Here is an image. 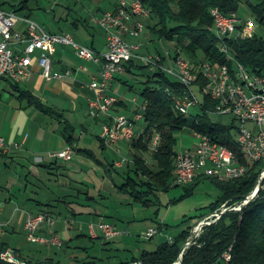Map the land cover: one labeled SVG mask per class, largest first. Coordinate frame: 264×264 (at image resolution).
Returning a JSON list of instances; mask_svg holds the SVG:
<instances>
[{
  "label": "crops",
  "instance_id": "1",
  "mask_svg": "<svg viewBox=\"0 0 264 264\" xmlns=\"http://www.w3.org/2000/svg\"><path fill=\"white\" fill-rule=\"evenodd\" d=\"M88 2V14L84 5L80 6L76 12L69 11L65 18L59 19L57 27L49 29L39 23L40 16L30 8L29 0H22L15 6L16 10H27L26 19L36 21L46 31L70 34L80 44L103 55L108 50L107 34L95 20L103 12L115 10L119 0ZM240 13L252 16L244 5L241 6ZM24 18L21 17L15 28L26 36L28 22ZM127 38L140 45L138 56L134 58L130 68L115 76L108 92L119 99L112 109L114 114L131 113L135 117L145 102L142 96L145 78L153 71H149L148 75L137 72L138 67L142 66L139 57L141 49L149 42L144 41V38ZM25 45V42L18 44L16 51L21 52ZM41 54V51L35 53L31 73L25 80L16 82L0 77V137L4 138L7 147L6 150L0 149V207L3 211L1 218L5 222L4 229L0 232L3 237L0 247L7 246L8 251L14 253L16 259L13 258V262L16 264H27L25 259L47 258H53L61 264H73L77 259L91 257L100 259L101 263L130 260L129 257L106 259L92 253L99 242H124L129 239L125 238L130 234L126 228L135 223L134 219L118 212V208L135 202L128 194L119 191V186L133 174L130 170L134 167V156L140 150L130 141H121L113 146L103 144L101 133L106 117L89 113V102L95 97L90 83L100 74V62L80 59L72 46L58 45L53 55V70L70 72L71 78L48 80L42 75V67L38 63ZM142 76L145 78H141ZM135 79L141 83L142 87L139 89L133 84ZM118 83L125 84L130 93L134 91L140 94L143 100L139 96L129 98L128 94L115 93L114 88ZM29 95L39 99L59 116L38 108ZM141 121L136 122L137 138L145 132V123L144 128L140 125L137 128V123ZM68 124L73 128H70L75 151L73 158L55 159L51 153L71 145ZM148 157L146 156L147 161L151 163V156ZM119 161L122 162L121 165L116 164ZM44 211H50L56 223L52 231L45 225L40 229V235L47 238L56 235L63 244L59 247L49 242L41 243L37 251L41 256H48L44 259H32L24 256L20 247L12 246L6 237L21 229L26 231L28 213L37 215ZM100 219L114 225L121 233L112 239H107L101 231L97 236L92 235L89 224ZM160 225L168 224L162 221ZM54 247H59L60 251L55 256H49ZM15 250L21 253L20 258Z\"/></svg>",
  "mask_w": 264,
  "mask_h": 264
},
{
  "label": "built area",
  "instance_id": "2",
  "mask_svg": "<svg viewBox=\"0 0 264 264\" xmlns=\"http://www.w3.org/2000/svg\"><path fill=\"white\" fill-rule=\"evenodd\" d=\"M212 14L221 52L234 61L233 71L240 72V79L232 80V71H223L219 64L215 65L207 60L200 68L195 69L191 60L182 55L181 49L175 56L171 55L173 59L171 67L166 68L163 65V69L184 86L183 92L174 98L181 114L190 116L194 106L203 107L204 100H200L195 89L197 87L205 97L216 102L215 109L210 111L211 115H234L239 123L237 140L242 154H246V161H239L238 155L229 156L228 146L213 140L209 133L196 131L198 143L192 148L176 151L179 172L174 178L175 185L191 184L201 175L212 176L221 181L236 179L243 176L244 169H249L256 162L264 159V74L250 72L237 62L227 43L229 39L253 38L257 33L258 22L254 17L242 18L238 12L227 14L219 8H214ZM150 17L151 12L142 0H119L115 10L103 12L95 20L107 34L108 50L101 55L93 48L77 42L70 34L48 32L36 21L26 18L24 19L28 22V28L25 36L15 28L21 17L14 11L0 8V77L16 82L25 80L31 73L35 53L41 51L38 63L42 67L44 78L48 80L71 78L70 72L53 70V55L57 46L70 45L79 58L102 64L99 76L93 78L90 83L95 97L89 102V113L93 116L106 117L101 133L105 144L113 146L121 141L132 142L137 138L136 122L144 120L142 112L144 107H147V102L142 103L134 118L124 113L114 114L112 109L119 99L108 91L115 76L125 72L128 62L138 56L140 45L130 41L127 36L139 38L146 29L145 20ZM23 42L26 43L25 48L17 52L15 48ZM139 57L151 70H156L159 67V60L162 59L159 55ZM201 77L205 78V83H200ZM159 144L160 134L155 133L149 143L150 149L157 150ZM0 149H7L2 137H0ZM74 152V147L69 145L63 150L51 153V156L55 159L71 160ZM116 164L121 165L122 162ZM260 184L264 188V169L259 175L255 188L240 203L226 202L201 218L191 230L189 238L196 234L198 238L190 246L198 242L206 227L217 222L225 213L242 211L246 205L255 200L259 195ZM2 212L0 207V232L5 226L1 218ZM55 223V217L50 211L37 215L28 213L25 229L33 242H49L61 247L63 241L60 237L52 235L47 238L39 233L45 225H48L52 231ZM89 229L94 236L100 231L103 232L107 239H112L121 233L114 225L103 219L89 224ZM157 233L156 228H149L146 236L152 238ZM169 241L173 242V239ZM185 252L180 253L178 260L173 264H183ZM224 259L231 260L230 253H225ZM7 260L14 261L12 256ZM129 264H142V261H132Z\"/></svg>",
  "mask_w": 264,
  "mask_h": 264
},
{
  "label": "trees",
  "instance_id": "3",
  "mask_svg": "<svg viewBox=\"0 0 264 264\" xmlns=\"http://www.w3.org/2000/svg\"><path fill=\"white\" fill-rule=\"evenodd\" d=\"M150 10L151 17L156 19L151 30L160 38L176 43L186 57L200 68L204 61L212 64L228 63L232 68L234 61L219 48V38L214 30L212 10L219 8L224 13L239 12L246 6L264 29V0H142ZM231 54L247 70L256 74H264V37L258 32L253 38H235L227 41ZM134 61L131 60L127 64ZM165 58L159 60V67L153 70L144 82L142 96L147 102L145 112V132L132 144L140 150L134 156V167L130 170L127 181L119 186V191L128 194L135 203L149 207L158 202L160 192L169 191L174 184L176 145L178 132L190 124V116L179 113L175 108L174 98L181 94L184 86L174 80L163 69ZM144 66V65H143ZM201 77L200 83H205ZM30 96V95H29ZM38 108L51 115L59 116L39 99L30 96ZM216 102L209 97L204 98L201 112H198L193 127L196 131L209 133L213 140L228 146L244 161L241 146L238 143V125L236 119L231 124L214 121L210 111L215 109ZM68 139L72 145V128L68 124ZM73 129V128H72ZM155 133L161 136L157 150H151L149 143ZM147 137V138H146ZM103 144L106 146L104 140ZM151 151V152H150ZM151 153L152 162H148L147 153ZM262 162L253 164L241 177L229 181H221L212 176L201 175L193 183V188L203 179H211L222 191L217 200L210 204L215 211L224 203H235L244 199L255 188L262 168ZM203 216V215H202ZM186 222V220L184 221ZM168 226V225H167ZM162 229L163 226L161 225ZM193 227L184 228L173 242L166 240L156 249H144L130 260L101 263L100 259H77L73 264H129L142 261V264H173L178 260L182 246L191 235ZM7 246L0 247V255ZM230 253L231 260L224 259ZM20 258L21 253L15 250ZM27 264H61L53 258L44 260L25 259ZM264 264V188L255 200L246 205L242 211L227 212L217 222L206 227L198 242L185 252L183 264ZM0 264H16L3 260Z\"/></svg>",
  "mask_w": 264,
  "mask_h": 264
},
{
  "label": "rangeland",
  "instance_id": "4",
  "mask_svg": "<svg viewBox=\"0 0 264 264\" xmlns=\"http://www.w3.org/2000/svg\"><path fill=\"white\" fill-rule=\"evenodd\" d=\"M21 1L22 0H0V8L6 11H14L17 7L15 5H18ZM88 3V0H29L30 8L33 9L34 13L40 16L38 17L39 23L45 25L48 29L51 27H57V25L59 24L58 20L62 17L65 18V15H68L69 11L76 12L77 9H79L80 6L83 5V8L85 10ZM15 12L22 18H26V14L28 13L27 10L21 9L16 10ZM88 12L89 9L86 8V13L88 14ZM238 14L242 18H246L248 16L245 13H240V11L238 12ZM77 15L78 13H76V16ZM251 17L254 16L252 15ZM63 22L64 21H62V23ZM155 23L156 19L153 17L145 20L146 29L144 33L137 39L144 38V41L149 43H145V45L141 49L140 55H165L164 67L169 68L172 65L171 61L173 60L171 58V55L175 56L176 52L180 48L176 46V43L170 42L165 38H160L157 34L153 33L151 28L153 25H155ZM257 32L264 37V29L259 24ZM182 55L186 57L184 52H182ZM140 61L142 66L138 67V70L136 69L138 73L148 75L149 71H153L141 58ZM169 76L171 77V74H169ZM141 78L145 77L142 76ZM172 78L175 79L174 77ZM133 84H135L136 88L138 89L142 87L141 83L137 79H135V83ZM195 89L200 100H204L205 96L199 90V88L195 87ZM127 90L129 89H127L126 85L122 83L116 84L114 88L115 93H118V95L128 94L129 98L139 96L143 100V97L140 96V94L135 93L134 91L130 93ZM201 110L202 109L200 105L194 106L191 109L190 124L183 130L178 132V143L176 145V151L181 152L184 149L194 147L195 144L198 143L199 138L196 134L195 128L193 127V124L197 120V117L195 116L198 112H201ZM127 115L132 116V118L134 117V115H132L131 113H128ZM211 118L214 121H220L224 124H231L235 119L234 115L232 114H212ZM236 123L237 125H239L237 121ZM137 125V128H139V125L144 128V121L142 120L141 122L137 123ZM150 152L146 154L147 157L151 154ZM148 159L150 160L149 157ZM261 166L262 168H264V159ZM221 193L222 191L219 189L216 183H214V181H212L211 179H203L198 184H196L193 190L189 189L187 185H178L173 186L169 191L160 192V200H158L156 204H153L149 207L136 203H134L133 205L128 204L126 206H120V208H118V212L122 213L125 216L131 217L135 222L131 227L129 226V223V225H127L126 230L130 234H127L125 238L127 237L129 239L124 242H99L96 246L97 248L93 250V253L91 252L92 250H89V252L92 254L101 255V257L106 259L110 258L112 260H119L120 258H132L133 255H139L144 249L154 250L157 248L159 243L170 239L174 240L184 228H187L189 226L194 227L201 220L202 215L204 216L211 212V209L209 207L210 204L215 202ZM20 208L21 207H19V209ZM185 220L186 222H184ZM162 221L166 222L168 226L164 225L161 229L160 223ZM150 227L156 228L158 230V233L152 238H148L146 236V233ZM6 238L7 240H9L12 246L20 247L24 256L30 257L32 259H44L48 256L46 254V256H41V254H39L40 252L37 251V249L40 248L41 243L33 242L28 237L27 232L22 229L15 234L11 235L10 233V235H7ZM2 239L3 237L0 236V240ZM103 241L109 242L106 241V239H103ZM59 249V247H54V249H51L52 252H50L49 256H55V253H58L60 251ZM10 255H12V257L16 259L14 257V253L8 250L2 252L0 256L3 260L9 261L7 260V258H10Z\"/></svg>",
  "mask_w": 264,
  "mask_h": 264
},
{
  "label": "bare ground",
  "instance_id": "5",
  "mask_svg": "<svg viewBox=\"0 0 264 264\" xmlns=\"http://www.w3.org/2000/svg\"><path fill=\"white\" fill-rule=\"evenodd\" d=\"M218 49H220V51H221V46H219ZM219 65L223 71H232V80H239L240 79V72L239 71H233V67L231 68L228 63L219 64ZM176 81L180 82L179 80H176ZM175 108L179 113H181L180 107L178 105H175ZM145 112H146V107H144V112H142V119L145 118ZM160 140H161V136H160ZM228 152H229V156H237V154L233 150H231L229 147H228ZM242 155H243L244 161H246V154H242ZM239 161H242V160L239 158ZM247 171H248V169H244L243 175ZM174 172H175V177H177L178 172H179V162H178L177 157H175V171Z\"/></svg>",
  "mask_w": 264,
  "mask_h": 264
},
{
  "label": "water",
  "instance_id": "6",
  "mask_svg": "<svg viewBox=\"0 0 264 264\" xmlns=\"http://www.w3.org/2000/svg\"><path fill=\"white\" fill-rule=\"evenodd\" d=\"M263 189V186L260 184L259 189H258V193ZM240 201L236 202V203H240ZM206 225V224H205ZM198 238V234H196L194 237L192 238H188L187 241L184 243V245L182 246V250L181 253H184L187 248L190 246L191 243H193L194 241H196Z\"/></svg>",
  "mask_w": 264,
  "mask_h": 264
}]
</instances>
